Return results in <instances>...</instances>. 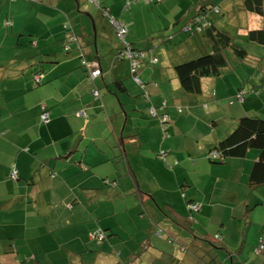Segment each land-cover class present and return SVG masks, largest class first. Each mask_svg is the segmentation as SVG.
<instances>
[{
  "label": "crops",
  "instance_id": "crops-1",
  "mask_svg": "<svg viewBox=\"0 0 264 264\" xmlns=\"http://www.w3.org/2000/svg\"><path fill=\"white\" fill-rule=\"evenodd\" d=\"M124 1L101 3L140 48L206 6L220 8L211 22L229 35L264 28V16L231 0H164L123 11ZM93 11L85 0H0V264H204L215 248L203 237L216 235L230 254L220 250L222 264H264L256 253L264 238V185L249 187L260 151L221 163L208 157L241 118L264 119L263 92L229 105L241 80L232 72L228 80L204 79L199 95L187 93L174 66L213 48L207 36H179L175 53L167 57L159 48L158 64L144 68L151 93L144 101L128 63L113 66L114 32ZM66 26L83 38L81 51L65 52ZM82 56L92 72L101 70L96 80ZM40 72L36 87L32 75ZM163 102L172 116L168 135L148 117ZM41 104L49 124L41 122ZM190 202L202 206L194 220ZM179 222L191 224L192 235Z\"/></svg>",
  "mask_w": 264,
  "mask_h": 264
},
{
  "label": "trees",
  "instance_id": "trees-1",
  "mask_svg": "<svg viewBox=\"0 0 264 264\" xmlns=\"http://www.w3.org/2000/svg\"><path fill=\"white\" fill-rule=\"evenodd\" d=\"M24 1L38 3L41 0ZM163 1L164 0H133V2L124 1L123 11L130 10L133 5H160L161 3H163ZM231 1L234 3H240L248 11H251L256 15L264 16V0ZM85 3L88 4L89 8H92L94 10L93 12H95V15L98 12L101 19L106 20L105 22L109 25V27L112 28L114 32V44L116 46V53H114L113 55V66L115 67L116 63L119 62L128 63L129 77L136 88L141 90V96L144 101L149 102L151 99V93L147 90L146 83L141 79L144 68L147 66V64L152 66H156L158 64L159 58L156 55H158L159 53V50L157 53V49L159 48L166 47L165 50L167 52L165 54L167 57L170 55V53H172L170 51L173 50V53H175L176 49L174 47L179 43L178 40L176 41V38H178L179 36H185L189 39L195 36H200L202 38L207 36L209 37L211 46L213 48L209 52L198 54V56H193L191 59L184 62H179L176 66H174V70L180 81L181 87L187 93L199 95L203 91L202 84L204 79H229V74H233L232 72H237L239 76L238 79H241L238 86L239 90L228 100L229 105H234L237 103L243 104L247 101L248 96L252 99L251 101H255L257 98H260L261 92H263L264 94V28L249 31L247 35L242 38L229 35L225 32H222L215 24H212L211 22L212 15L218 14L220 12V8H206V6L200 8V11L196 14V16L183 23L177 31H172L168 35L163 37H151L150 41L140 48L137 47L136 43L129 42V29L127 25L114 17L111 14L110 8L108 6H104V4L100 2V0H97V4H95L92 0H85ZM196 11L197 8L195 9V12ZM113 20L121 24L126 30V33L122 38L117 35ZM68 27L69 26L65 27L66 35L63 40V47L65 52L67 54H70L73 51H81V48H84L85 46L83 38L78 34H74L72 32V29L70 30ZM154 40L157 42V44ZM37 58L38 55L36 52H34L32 59L37 60ZM82 58L84 59L83 56ZM83 59V68L87 71L89 79L96 80L92 79V75L94 72H92L91 64ZM259 72L262 73V78H260L258 81H255L254 78ZM32 76L36 87L43 84V72L34 73ZM117 85L121 90L125 89L121 83H118ZM93 94L95 96L97 94V91H94ZM213 99H217L215 93L213 94ZM43 106L45 105L41 104L40 106V118L41 122L44 124L45 121L43 120V115L46 112H49V110L47 106V110H43ZM167 109V103L163 102L158 107L151 106L148 111V117L159 123L163 131V135L169 134V126L172 122V116L167 112ZM153 111H155V115L153 114ZM177 111L180 114L183 113L182 108L177 107ZM164 117H167L169 121L163 123L162 119ZM165 127L166 131L164 130ZM251 150L260 151L259 161L254 164L250 175L249 187L253 190L264 185V119L251 117L241 118L239 120L237 128L224 140L219 142V144H217L214 149L211 150L208 157L209 160L213 163H221L227 158H245ZM166 154V152H162L159 155V157L161 158L160 160L165 164L167 162ZM13 168H16V166H14ZM104 182L113 187L118 186L117 181H109L107 179L104 180ZM191 206H199L200 208L198 211H194L190 208ZM201 208L202 206L200 204L194 202L188 203L187 210L189 212V218H193L194 220V215L199 213L201 211ZM170 219L173 220V217L171 216ZM176 225L183 228V231L192 235V229L190 228L191 224H182L179 222V224ZM160 233L161 232H157L158 235H160ZM100 234H102V236L104 237L103 240H105L106 235L103 232H100ZM98 235V232L97 234H93V236ZM202 241L205 242L207 247L215 248V253L212 259H209L210 262H204V264H222L219 256L220 250H225L227 255L229 254V252L225 247H222V244H218L222 241L221 236L216 235L214 239H210L204 236ZM261 241H263V243H261ZM261 247H264V238L260 239L256 250L257 255L264 258V250H261ZM205 252L208 254L209 250L208 252L207 250H205L204 253ZM207 254H205L204 258H207ZM200 259L202 260L203 258Z\"/></svg>",
  "mask_w": 264,
  "mask_h": 264
},
{
  "label": "built area",
  "instance_id": "built-area-1",
  "mask_svg": "<svg viewBox=\"0 0 264 264\" xmlns=\"http://www.w3.org/2000/svg\"><path fill=\"white\" fill-rule=\"evenodd\" d=\"M96 2H97V0H96ZM115 25V27H116V29H117V31H118V29L120 30L119 32H120V34H122L123 36H124V34L126 33V30L124 29V27L121 25V24H118V23H115L114 24ZM153 114L155 115V111H153ZM46 119H47V114L45 113L44 115H43V120L46 122ZM169 120H168V118L167 117H164L163 119H162V122L163 123H166V122H168ZM165 131H166V127H165V129H164ZM11 178L14 180V181H16L17 179H18V177H19V174H18V171L16 170V169H13L12 171H11ZM192 210H194V211H198L199 210V206H191L190 207ZM94 237H98L99 238V240H103V236H102V234H100V235H98V236H94ZM261 243H263V241H261ZM261 250H264V247H261L260 248Z\"/></svg>",
  "mask_w": 264,
  "mask_h": 264
},
{
  "label": "rangeland",
  "instance_id": "rangeland-1",
  "mask_svg": "<svg viewBox=\"0 0 264 264\" xmlns=\"http://www.w3.org/2000/svg\"><path fill=\"white\" fill-rule=\"evenodd\" d=\"M95 4H97L96 3V0H92ZM126 1H128V0H126ZM132 2H133V0H131ZM100 2H101V0H100ZM113 23L115 24V23H118V22H116V21H114L113 20ZM119 24V23H118ZM8 25H10V23L8 22ZM164 30H161V31H163L162 33H164V31H165V27L163 28ZM116 31H117V29H116ZM120 30L118 29V31H117V35L120 37V38H122L123 37V35L122 34H120V32H119ZM169 34V32H168V30L165 32V36L166 35H168ZM264 52V51H263ZM264 54V53H263ZM246 67V66H245ZM247 69H249V68H247ZM251 70V69H250ZM255 72H256V70H255ZM101 70L99 71V70H96V71H94V73H93V75H92V78L93 79H97L99 76H101ZM261 72H259L258 74H257V76L254 78L255 79V81H258L260 78H262L261 77ZM226 76H228V75H226ZM263 77H264V75H263ZM228 80V79H227ZM42 109L43 110H47L46 109V106H43L42 107ZM46 114H47V119H46V122H44V124H49L50 123V121H51V117H50V113L49 112H46ZM85 115V113H83V112H80V116H84ZM11 176V175H10ZM12 179V178H11ZM13 180V179H12Z\"/></svg>",
  "mask_w": 264,
  "mask_h": 264
}]
</instances>
